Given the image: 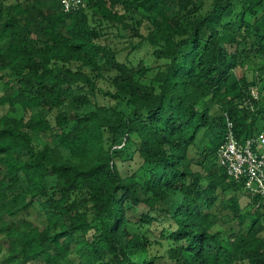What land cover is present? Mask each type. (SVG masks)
<instances>
[{"label":"trees","instance_id":"trees-1","mask_svg":"<svg viewBox=\"0 0 264 264\" xmlns=\"http://www.w3.org/2000/svg\"><path fill=\"white\" fill-rule=\"evenodd\" d=\"M86 3L0 0V264H264L218 152L264 131V0Z\"/></svg>","mask_w":264,"mask_h":264},{"label":"built area","instance_id":"built-area-1","mask_svg":"<svg viewBox=\"0 0 264 264\" xmlns=\"http://www.w3.org/2000/svg\"><path fill=\"white\" fill-rule=\"evenodd\" d=\"M66 12L86 6V0H58ZM257 97V90L253 91ZM233 123L229 121V134L219 148V163L235 181L242 182L253 194H264V132L245 142L239 141Z\"/></svg>","mask_w":264,"mask_h":264},{"label":"rangeland","instance_id":"rangeland-1","mask_svg":"<svg viewBox=\"0 0 264 264\" xmlns=\"http://www.w3.org/2000/svg\"><path fill=\"white\" fill-rule=\"evenodd\" d=\"M92 13V12H90ZM135 17H137L138 19H142L144 20V23L145 25H148V19L142 17V15L140 13H137L135 15ZM128 22H132V17H131V14H128L127 15V20ZM116 31H118L117 29L115 28H112L110 30H108V34L106 36H104V38L102 39L103 42H110L113 46H117L119 48L123 47L124 44H122L120 42V38L115 36L116 34ZM143 32L144 33H147V28L146 26H144L143 28ZM107 38H110V39H107ZM130 49V48H129ZM127 49L123 54H122V57H124V55L127 53V51L129 50ZM136 53L138 54V57L139 58H142L144 59V61L148 64H152L154 61H155V58H154V55H153V48L151 46H149L147 43H144L137 51ZM249 76L252 77V72L249 71ZM260 86V85H259ZM5 88V85L0 82V94H2L3 90ZM256 90L259 91L260 93V89L258 87H255ZM6 90V89H5ZM263 95V94H262ZM264 96V95H263ZM123 107V106H122ZM261 123L263 124V119L260 120ZM264 132V131H263ZM263 151H264V147H263ZM240 201L242 203L243 206H246L249 202H250V198L245 195L244 193H242L240 195ZM14 246V243L10 244L8 242H4V243H0V260L3 259V257H5L9 251H10V248ZM159 249L164 252V249H166L165 246H160Z\"/></svg>","mask_w":264,"mask_h":264}]
</instances>
